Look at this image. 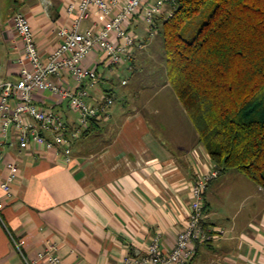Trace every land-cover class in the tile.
I'll return each mask as SVG.
<instances>
[{
  "label": "crops",
  "instance_id": "obj_1",
  "mask_svg": "<svg viewBox=\"0 0 264 264\" xmlns=\"http://www.w3.org/2000/svg\"><path fill=\"white\" fill-rule=\"evenodd\" d=\"M76 1L0 0V78L15 81L19 70L23 44L13 27L14 15L22 12L28 17L45 57L57 47V33L70 21L66 8ZM140 21L132 25L134 33ZM90 25L84 22L83 29ZM135 35L138 43L147 34L141 40ZM143 45L135 46L132 72L131 67L108 66L99 51L87 58L86 65L101 77L87 87L89 101L96 105L108 97L113 103L106 116L89 122L86 132L73 141L69 161L54 153L20 150L8 140L0 143V176L5 163L18 169L10 194L0 190V264H26L49 243L57 246L63 264H121L125 257L146 256L154 239L165 253L176 245L190 212L191 185L217 169L195 129L183 119L168 127L166 135L160 120L152 126L146 118L158 115L157 109L147 114L125 110L133 90L123 88L135 82ZM120 71L125 85L114 81ZM118 96L121 106L116 104ZM38 103L55 105L49 93ZM54 108L69 127L75 126L77 114L66 102ZM225 174L211 180L204 195L202 225L217 237L197 244L188 264H264V189L244 183L250 190L244 214V205L212 206L211 194L221 186L214 182Z\"/></svg>",
  "mask_w": 264,
  "mask_h": 264
},
{
  "label": "built area",
  "instance_id": "obj_2",
  "mask_svg": "<svg viewBox=\"0 0 264 264\" xmlns=\"http://www.w3.org/2000/svg\"><path fill=\"white\" fill-rule=\"evenodd\" d=\"M170 0H78L66 8L70 21L58 33L59 43L47 56H42L34 39L28 17L18 12L13 17L14 30L23 44L18 57L15 81L0 78V143L9 141L20 150L36 154L54 153L69 161L72 143L87 129L91 119L107 115L113 100L106 98L92 104L87 87L100 81L95 68L86 65L87 58L99 51L108 66L129 67L136 35L132 25L136 19L153 27L154 18L166 10ZM91 25L83 29V24ZM72 81V83L70 82ZM126 81H122L125 84ZM49 93L54 107L64 102L77 114L74 127L54 107L38 103ZM11 132V137L9 133ZM0 176V190L10 194L17 177V166L8 162ZM1 174V173H0ZM214 170L200 176L190 187V212L176 245L161 251L157 239L148 245L146 256L125 257L121 264H188L196 253V245L217 236L204 229V195L208 183L217 178ZM3 204L0 201V211ZM26 264H63L57 246L49 243L44 251Z\"/></svg>",
  "mask_w": 264,
  "mask_h": 264
},
{
  "label": "trees",
  "instance_id": "obj_3",
  "mask_svg": "<svg viewBox=\"0 0 264 264\" xmlns=\"http://www.w3.org/2000/svg\"><path fill=\"white\" fill-rule=\"evenodd\" d=\"M209 5L189 38L186 25ZM153 31L167 84L217 171L235 170L264 189V0H170L146 34Z\"/></svg>",
  "mask_w": 264,
  "mask_h": 264
},
{
  "label": "rangeland",
  "instance_id": "obj_4",
  "mask_svg": "<svg viewBox=\"0 0 264 264\" xmlns=\"http://www.w3.org/2000/svg\"><path fill=\"white\" fill-rule=\"evenodd\" d=\"M212 9L213 6L209 5L198 15L194 16L186 25L185 35H187L189 38L194 36L202 24L207 21ZM145 27L146 25L142 21H140V23L134 27V31L140 37V40L144 37V35H146L144 32ZM153 33L151 35H146L142 42H138L136 44V49L138 48L137 45L140 43L142 45L146 44V46L145 48L141 49V51H139L140 53L137 55L138 58L136 59L135 75L133 77V81L135 82L123 88L126 90H133L128 95L127 102L129 106L125 110L131 111L139 109L147 114L148 112L145 111L157 109L159 112L158 115L153 113L151 116L146 115V118L152 126L155 125L153 122L154 120H160L167 128L166 135L169 131L168 127L175 126V123H179L178 121H180V119H183L184 124L189 125L191 129H195L187 113L177 99L175 92L166 83L161 40L158 37V34H156V31H153ZM97 56L99 59L101 58V54L97 53ZM122 73L123 71H120L119 75H115V82L119 83L122 81L125 75ZM128 76L130 75L128 74ZM119 97L120 96L117 97V106H121ZM155 129L158 128L155 127ZM214 183H217L219 186H221L219 190H216L211 194L212 204H210L212 206L214 205L217 207L218 205H226L234 208L235 204H239L241 207L243 205L245 206L242 214L246 212L245 204H247L248 201L245 202L244 198L250 192L246 185H255V183L235 170H227L226 174L222 175L220 179L216 180ZM244 183L246 185H244ZM230 198L233 200L229 205Z\"/></svg>",
  "mask_w": 264,
  "mask_h": 264
}]
</instances>
